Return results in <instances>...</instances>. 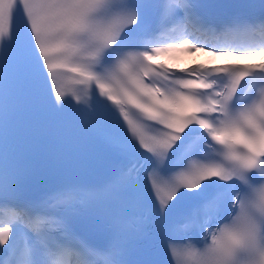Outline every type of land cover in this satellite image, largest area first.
<instances>
[{
    "label": "snow or ice",
    "instance_id": "6c2138e0",
    "mask_svg": "<svg viewBox=\"0 0 264 264\" xmlns=\"http://www.w3.org/2000/svg\"><path fill=\"white\" fill-rule=\"evenodd\" d=\"M264 0H0V264H264Z\"/></svg>",
    "mask_w": 264,
    "mask_h": 264
},
{
    "label": "bare ground",
    "instance_id": "6f19581e",
    "mask_svg": "<svg viewBox=\"0 0 264 264\" xmlns=\"http://www.w3.org/2000/svg\"><path fill=\"white\" fill-rule=\"evenodd\" d=\"M204 57V56H203ZM197 59V58H196Z\"/></svg>",
    "mask_w": 264,
    "mask_h": 264
}]
</instances>
